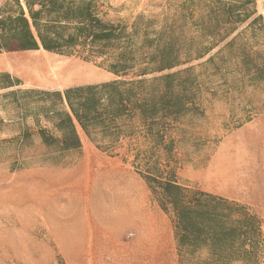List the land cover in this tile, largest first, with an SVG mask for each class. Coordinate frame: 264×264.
<instances>
[{"label": "rangeland", "instance_id": "374dc122", "mask_svg": "<svg viewBox=\"0 0 264 264\" xmlns=\"http://www.w3.org/2000/svg\"><path fill=\"white\" fill-rule=\"evenodd\" d=\"M8 1L12 2L0 0V9ZM216 1L99 0V8L107 20L131 24L139 16L160 22L177 14H195L196 18L218 14L221 6ZM238 1L222 0L224 4ZM255 2L264 24V0ZM13 11L16 13L15 8ZM188 36L197 34L191 30ZM240 39L264 56V32L254 37L248 30ZM221 47L172 71L194 69L190 74L191 112L180 126L186 131V143L178 147L182 167L178 175L182 182L202 191L250 207L263 222L264 234V81H252L241 60L229 51L206 64ZM87 57L42 49L0 54V73L22 84L0 90V264H181L172 221L131 165V158L124 163L122 151L117 157L98 150L78 129L81 154L70 155L67 165H54L38 135L40 129L51 125L39 116L37 127L32 114L24 117L22 107L2 98L17 90L64 93L71 87L114 79L100 66L103 59ZM52 71H63L67 78L58 81ZM25 131L29 137L22 139ZM174 137L181 138L178 133ZM90 171L111 173L113 184L93 187ZM115 194L127 196L128 206L141 208L149 223L155 220L166 243L151 250L143 248L144 228L137 222L126 224L113 236L104 230L109 199ZM67 220L69 224L92 225L93 242L81 251L63 249L60 235ZM206 257L205 253L198 255L193 263Z\"/></svg>", "mask_w": 264, "mask_h": 264}, {"label": "trees", "instance_id": "16d2710c", "mask_svg": "<svg viewBox=\"0 0 264 264\" xmlns=\"http://www.w3.org/2000/svg\"><path fill=\"white\" fill-rule=\"evenodd\" d=\"M216 3L218 14H177L160 22L139 16L129 24L107 20L99 0L8 1L0 9V54L40 49L64 56L88 54L87 59H103L100 66L114 79L64 93L17 90L2 98L22 107L24 117L32 114L37 127L39 116L51 125L38 135L54 165H67L70 155L81 154L78 129L98 150L117 157L122 151L124 163L131 158L172 221L181 264H194L203 253L206 259L195 264H262L259 216L247 205L182 182L178 175V147L186 143L180 126L191 112L194 69L172 71L223 46L206 64L229 51L252 81H264V56L239 41L248 30L254 37L264 32L255 0ZM191 30L197 37L189 38ZM21 85L0 73V90ZM27 137L28 131L23 132L22 139Z\"/></svg>", "mask_w": 264, "mask_h": 264}, {"label": "bare ground", "instance_id": "6f19581e", "mask_svg": "<svg viewBox=\"0 0 264 264\" xmlns=\"http://www.w3.org/2000/svg\"><path fill=\"white\" fill-rule=\"evenodd\" d=\"M52 72L54 77L56 76L55 79H58V81H62L63 79L67 78V75L62 73L63 71ZM113 178L114 176L107 171H90L89 176L93 187L98 188L112 185L114 182L112 181ZM126 197L127 196L124 194H115L114 196H111V199H109L110 204L106 209L109 220H107L108 222L105 220L106 222L104 225V230L108 231V233L113 236L119 234L126 224L137 222L144 228V233L142 236L144 238L143 244L145 247L143 248L148 247L151 250V248L156 246V244H165L166 242L164 241L161 229L157 222L150 219L151 222L149 223L141 208L128 206V203L125 199ZM106 215L104 217H106ZM68 221L69 220L65 222V225L63 226L64 228L60 235L62 248L67 252H74L75 250L81 251L86 247L89 241L93 242V227L90 224L88 225V222L87 226H85L83 223L82 225L79 223L69 224Z\"/></svg>", "mask_w": 264, "mask_h": 264}]
</instances>
